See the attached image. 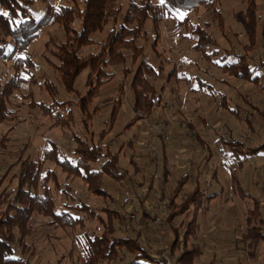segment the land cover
<instances>
[{
	"label": "rangeland",
	"instance_id": "374dc122",
	"mask_svg": "<svg viewBox=\"0 0 264 264\" xmlns=\"http://www.w3.org/2000/svg\"><path fill=\"white\" fill-rule=\"evenodd\" d=\"M76 1L34 0L30 15L39 20L49 8L54 12L59 6L73 5ZM78 1L82 8V1ZM132 1L140 2V0H119L122 9L121 18ZM153 1L159 2V0ZM256 2L258 19L256 18L253 28L247 18H244L246 5L242 0H218L216 8L222 14V25L218 20H213L211 13L205 7H201L197 13L167 12L162 24V39L156 50L152 45V33L149 35V41L138 39V45L144 49V60L157 69L163 66L161 75L148 76L162 96L161 104L150 119L142 121L134 120V92L131 89L132 74L141 59L132 61L131 52H124L128 56L127 66L132 71L125 80L126 85L123 90L120 89V82L124 80V67H110L106 70L114 74L115 78L99 89V95L92 104V116L87 121V125H84V116L79 110L76 93H68L60 85L53 66L58 63L55 57L57 52L55 43L65 41V31L60 24L51 23L39 32L28 51L22 55V57H30L34 66L26 67L28 71H21L20 74L27 79V82L22 90L15 92L9 100L8 108L11 112L9 120L0 122V139L3 137L10 139L6 144L7 148L0 151V180L26 145L28 146L24 158L43 160L45 151L52 148L50 143L55 142L60 150L59 156L74 162L75 135L86 142L92 140L100 143L104 153L109 150L118 155L119 165L125 172V178L120 182L110 179L107 175L104 176L103 187L108 195L97 196L89 192L88 184L82 179L67 175L54 162L45 161L39 193L43 194L46 188L49 189L56 204V212L67 211L65 208L67 206L74 207L85 203L95 209L99 218L71 211L75 217L85 219V226L65 229L52 224L49 218L35 214L30 223L32 232L24 240L25 248H15L16 258H22L26 264H72L73 261L80 264L79 257L85 254L87 238L92 237L95 232L102 233L112 221L115 230L113 232L117 236L138 237L152 255L161 252L162 248L167 249L170 251L172 264H175L171 251L175 235L170 230L171 226L167 224L168 217L161 226L156 227L152 217L149 222L144 216V211L149 207L147 204H153L149 199L153 197L154 187L158 186L156 181L162 191L164 182L162 151L164 150L167 153V165L171 173L165 185L166 196L172 194L178 186V181L189 173L190 179L184 185L185 193L200 184L207 194H211L213 189H221L218 182L228 192L220 195V198L213 201L210 206L211 211L220 210V220H216L220 222L221 228H226L228 231L236 226L239 228L245 215L236 208V202L238 205L245 203L258 208L256 221L264 219V151L253 156L249 155L244 161L239 162L229 144H226V141L233 139L250 147L259 146L264 142V0ZM147 23L146 29L151 32L152 25ZM72 26L80 30V20L77 19ZM195 26L205 29L208 26L206 31L215 41V44L207 46L205 50L209 57H204L193 47L194 37L191 32L192 28H196ZM113 27L109 25L103 33L93 35L95 45L83 48L82 55L96 54ZM252 31L253 35H251ZM12 48L13 44L10 43L7 53H10ZM241 56L246 57L253 76L258 77L257 84L237 79L221 70L220 66L239 60ZM174 68L177 69V76L185 77L184 80L178 81L175 76L170 77L169 74ZM14 74L13 62H4L0 59V91ZM88 74L89 71H84L77 77L74 85L76 91L82 95L88 91L85 86ZM31 76L34 77V81L29 80ZM45 81L56 85L59 102L73 101L76 104L72 108L75 119L68 128L53 127V121L44 115L39 106L32 104L33 101L46 105L53 102L46 90ZM162 86H165L164 89ZM118 98L122 101L115 110ZM96 107H98L97 112H95ZM148 124L158 125L161 129L155 144L156 154L152 153L146 143L149 136ZM103 132L106 136L102 140ZM107 159L102 157L98 163L93 164V168L99 170ZM215 172L216 177L213 176ZM18 173L17 166L9 172L2 188L15 189L17 180L13 177ZM227 175L232 177L230 182L225 181ZM52 176H55V179ZM150 184H153L151 191H149ZM66 190H69L70 195L65 192ZM185 193L178 198V203L183 201ZM230 194L237 199L235 203H230L225 213L224 206L231 197ZM160 196L163 203H166L163 193ZM139 200H144L145 210L139 205L141 204ZM168 207L169 216V204ZM108 210L121 214L122 218L125 217V223L119 219L110 220ZM188 219L183 216L177 217L175 226L178 228L182 221ZM206 226L210 227L208 224ZM223 233L227 235L228 232ZM179 239L180 241L184 239V229L180 230ZM191 243L196 246L201 245L196 240H191L189 244ZM210 245L214 246L212 240L206 243L209 253L205 251L196 258L194 264H228L223 261V258L229 257L226 251L220 250L224 253L223 257L217 256L215 259L212 255L215 248ZM257 252L259 258L244 264H264L263 240L259 242ZM134 257L133 254L121 251L118 260L113 264H127Z\"/></svg>",
	"mask_w": 264,
	"mask_h": 264
},
{
	"label": "trees",
	"instance_id": "16d2710c",
	"mask_svg": "<svg viewBox=\"0 0 264 264\" xmlns=\"http://www.w3.org/2000/svg\"><path fill=\"white\" fill-rule=\"evenodd\" d=\"M83 3L81 8L78 0L73 5H61L51 12L49 8L45 15L39 20L30 15V10L34 5V0H0V59L4 62H13L15 69L14 76L3 86L0 91V122L9 120L11 112L8 108L10 98L15 92H20L27 82L20 74L26 67L32 68L34 63L28 56L22 57L29 49L31 43L38 37L39 32L49 26L51 23H58L65 31L66 39L63 42L55 43L57 52L55 57L58 63H55L54 69L58 74L60 85L69 93H76L78 107L84 116V125L92 116V104L99 95V89L107 82L113 80L115 75L107 72L110 67L123 66V81L120 82V89L123 90L126 85V79L131 73V68L127 66L128 56L125 51L131 52V60L141 59L136 68L131 82V89L134 92V120L150 119L155 109L160 106L162 96L159 95L157 87L149 80L148 76L155 74L161 75L163 66L155 68L151 63L144 60V49L137 43L139 38L146 41L150 39V33L153 34V48L156 50L162 39V24L165 15L169 14H189L197 13L201 7H205L211 13L213 20L221 22L222 14L216 8L218 0H165L163 4L153 0L132 1L122 15V9L119 0H80ZM257 0H242L246 5L245 17L249 21L251 28L258 19ZM79 19L81 29L74 28L73 23ZM147 22L151 23L152 30L146 29ZM113 25L110 29L106 41L102 44L96 54L82 55L85 47L95 45L92 38L96 33H103L107 26ZM196 27V26H195ZM208 26L206 27V29ZM205 28L197 26L192 28L193 47L203 56L209 57L205 51L207 46L215 44L212 36ZM264 31V30H263ZM253 31L251 35H253ZM253 37V36H252ZM52 40L48 43V45ZM13 44L12 51L7 53V49ZM160 55V54H159ZM233 55V54H232ZM226 58V56H224ZM246 57H239V60L223 64L221 70L237 79L247 80L258 83V77L253 76L251 67L247 63ZM84 71H89L85 86L88 91L85 95L76 91L74 85L77 77ZM170 77L178 81L185 79L183 76H177V69L174 68L169 74ZM171 79V78H170ZM29 80L34 81L31 76ZM170 83V82H169ZM45 87L52 103L45 104L33 101V106H39L44 115L53 121V127L68 128L74 122L75 115L73 107L76 105L73 101H58L57 87L52 82L45 81ZM164 89L165 86H162ZM122 101L118 98L115 104V110ZM98 107L95 108L97 112ZM115 113V112H114ZM264 116V113H263ZM113 119V117H112ZM106 136L103 132L102 140ZM10 139H0V151L7 148ZM75 149L73 156L74 162L70 159H62L60 150L55 142L50 143L51 149L46 150L44 158L41 161H35L30 157H25L26 147L20 150L15 162L11 163L6 170L5 176L0 180V264H26L22 258H16V247L25 248V237L32 232L31 220L35 214L43 215L50 219L52 224H56L65 229H76L85 226L83 217H75L71 211L82 214H88L93 218H99L98 213L88 204L81 203L74 207L67 206V211L56 212V204L48 188L43 194L39 193L40 180L45 161L54 162L63 172L69 176L82 179L88 184V190L97 196L108 195L103 187L104 176L110 179L122 181L125 178V172L119 165L118 155L106 151L100 143L92 140H86L75 135ZM232 149L239 162L244 161L249 155L258 154L264 151V142L256 147H250L237 139L226 141ZM163 152V170L164 182L162 183L163 197L169 199L170 214L167 224L171 226L175 239L171 244V251L174 256L175 264H194L196 258L203 252L199 246L189 242L196 240L200 231L198 217L200 212L204 211L211 200L216 195H207L200 185L196 186L192 192L185 193L184 185L190 179L189 174L184 175L179 181L175 191L166 196L165 185L168 182L170 172L168 170L167 153ZM244 155V156H243ZM102 157L108 158L95 170L93 164L99 162ZM135 165V163H134ZM19 167V173L14 175L17 180V187L9 189L2 188V184L15 167ZM51 174V173H50ZM55 179V176H52ZM153 189L150 184L149 191ZM70 195L69 190L65 191ZM153 192V190H152ZM182 193L185 198L181 203L177 200ZM74 199V198H73ZM139 204L144 210V200H139ZM145 218L150 214L144 211ZM109 219H119L125 223L126 218L114 211L108 210ZM179 216L189 218L188 221H182L180 225L175 226V220ZM184 229V239L180 241V230ZM113 228L112 221L106 226L102 233H96L87 238V248L85 254L79 257L80 264H113L118 260L121 251L135 255L127 264H166L163 260H158L149 249L141 244L138 237L133 235L121 237L117 236ZM17 234H19L17 236ZM246 241H250L253 249L257 247L261 240L264 241V231L261 226H255L253 218H249V228L244 236ZM180 251V253H179ZM179 253V254H178ZM72 264H77L73 261Z\"/></svg>",
	"mask_w": 264,
	"mask_h": 264
},
{
	"label": "crops",
	"instance_id": "0c3cea01",
	"mask_svg": "<svg viewBox=\"0 0 264 264\" xmlns=\"http://www.w3.org/2000/svg\"><path fill=\"white\" fill-rule=\"evenodd\" d=\"M133 111H134V109H133ZM169 172H170V170H169ZM187 174H189V173H187ZM215 175H217L216 172L213 176H215ZM193 176H195V175H193ZM169 177H171V173H170ZM226 177H227L225 179L226 182H230L232 180L231 176L227 175ZM218 183H219L221 189L215 188V189H213V192L211 194L206 193L207 195H216V197H214L211 200V202L208 204L206 211H202L199 214L198 222L200 224V231H199L198 237L196 239V242L199 241L201 243V245L199 247L201 248L202 252L204 253L205 251L207 252L206 243H209V241L212 240V244H214V246H211V245L210 246L212 248H215L214 249L215 251L212 254V255H214L215 259H217V256L223 257L222 254H224L223 252L226 251L225 253L228 254L229 257L223 258L224 262H226L228 264H244V262L249 263L250 261L259 258L258 252H257L259 244L257 245V247L255 249L252 250V248L250 246V241H246L244 239V236L247 233V230L249 228V218L250 217L253 218L254 225L255 226L256 225L261 226L263 231H264V219L262 218L260 221H256V216H257L256 212H257L258 208L252 207V206L247 205V204H246L247 205L246 206L245 203H242V205H238L237 202L236 203L234 202V201H236L237 198H235V196L233 194H230L231 197L226 201L225 206H224L225 208H224L223 212L226 213L227 208L229 207L230 203L233 202L237 205L236 208L239 210V212L245 216H243L239 228L236 226L229 231L226 228L225 229L221 228L220 222L217 221L218 219L220 220V217H221L219 214L220 210H218V209L217 210L214 209L213 211L210 210V206H211L213 201L220 198V195H223L225 192L228 193L226 191V189L221 185V183L220 182H218ZM198 185H200V184H197L196 186H198ZM162 189H163V187H162ZM192 191L193 190H190V192H192ZM161 193H163V192L161 191ZM240 194H242V193H240ZM152 196H153L152 198H154V199L151 198L149 200H150V202L152 201L151 203H153V204H150L149 202H148L149 204H147V205H149V207L146 211V213H148V214L151 213L152 206H155V204H156V198H155L154 194ZM163 199L167 202V204L169 203L168 198L163 197ZM244 209L247 211V213ZM206 214H207V216H206ZM150 217H151V215L149 216L148 219H146L149 222H151ZM190 217L188 220H190ZM207 224L210 227H207L206 226ZM224 231L225 232L227 231L229 234L227 233V235H225L223 233ZM225 248L227 250H225ZM220 250H222L223 252L221 253ZM216 252H219L220 255H219V253L217 254ZM207 253H209V252H207Z\"/></svg>",
	"mask_w": 264,
	"mask_h": 264
},
{
	"label": "built area",
	"instance_id": "2783aa9c",
	"mask_svg": "<svg viewBox=\"0 0 264 264\" xmlns=\"http://www.w3.org/2000/svg\"><path fill=\"white\" fill-rule=\"evenodd\" d=\"M148 133L149 136H147V146L151 149L153 154H156L154 151H156V140L158 139V135L161 133V129L158 125H150L148 124ZM252 164V162H250ZM157 178V176H156ZM193 178V176H192ZM194 180H196V178L194 177ZM156 181V180H155ZM157 183V187H154L153 193L154 196L156 198V204L155 206H152V211L150 213L152 219H153V223L155 224L156 227H159L162 225V223L164 222V219L167 218L168 216V211H169V207L167 202L163 203V201L161 200V189L159 188V184L158 181H156ZM209 186V184L207 185ZM170 255V251L167 249H163L162 251L159 252L158 254L154 255L156 257V259L158 260H163L165 261L166 264H172L171 261V257Z\"/></svg>",
	"mask_w": 264,
	"mask_h": 264
},
{
	"label": "snow or ice",
	"instance_id": "6c2138e0",
	"mask_svg": "<svg viewBox=\"0 0 264 264\" xmlns=\"http://www.w3.org/2000/svg\"><path fill=\"white\" fill-rule=\"evenodd\" d=\"M161 4H163L165 2V0H160Z\"/></svg>",
	"mask_w": 264,
	"mask_h": 264
}]
</instances>
